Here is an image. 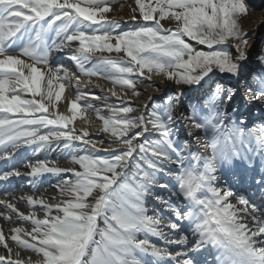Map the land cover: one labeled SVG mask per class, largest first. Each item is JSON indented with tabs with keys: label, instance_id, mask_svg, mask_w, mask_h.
Segmentation results:
<instances>
[{
	"label": "snow or ice",
	"instance_id": "6c2138e0",
	"mask_svg": "<svg viewBox=\"0 0 264 264\" xmlns=\"http://www.w3.org/2000/svg\"><path fill=\"white\" fill-rule=\"evenodd\" d=\"M113 2L0 0V161L61 152L25 164L26 213L0 200V217L21 225L0 228V264H198L191 253L201 264H264V121L249 127L238 108L233 119L238 90L220 83L243 81L246 101L264 105V50L261 71L248 72V0H134L139 22L127 30L109 15ZM53 52L74 70L53 65ZM94 78L111 87L83 91ZM154 78L180 91L136 107L124 99ZM205 84L182 110L184 89ZM90 112L107 140L91 136ZM181 121L202 151L180 138ZM257 168L261 195L239 191L231 177ZM46 177L57 196L36 194Z\"/></svg>",
	"mask_w": 264,
	"mask_h": 264
},
{
	"label": "bare ground",
	"instance_id": "6f19581e",
	"mask_svg": "<svg viewBox=\"0 0 264 264\" xmlns=\"http://www.w3.org/2000/svg\"><path fill=\"white\" fill-rule=\"evenodd\" d=\"M257 1L254 0L253 3L255 4V2H257ZM122 5H123V7H121ZM130 5L132 7L135 6L134 5V0H124L123 2H120V3L116 4L113 7L114 11L112 13H110L109 15L111 17L115 16V17L120 18L121 24L126 25V24H128L131 21L130 18L132 17L131 8L129 7ZM261 15L262 14H261L260 11H252V12H250L248 18L245 21L246 26H248L250 28H254L257 25V23L262 19ZM166 25L167 24H165V26ZM113 55H115V54H113ZM58 56H59V58H58ZM55 60H58L57 62L59 64L62 63L65 66H68V67L71 66L70 65V61L67 59V57L64 55V53H55V52H53L51 57H50V61H51V63L53 65L58 64L57 62H54ZM253 62L254 61L252 60L248 64V72L249 73H253L254 72L253 68L255 67L254 66L255 64L253 65ZM73 68H74V66H73ZM94 80L95 79H93V81ZM95 83H96V81H95ZM220 83L223 84V86L226 89L232 88V89L238 90V91L241 90V96L239 95V93L237 91V95L234 98V100L232 101L231 106L229 108V113H230V115H232L233 119H235L236 114L232 113L231 110L233 108H238L240 112L241 111L244 112L243 119H244V115L245 114H249V113H246V111L247 112H251L252 117L250 115H248L247 116V120H246L249 123V127H252L253 125H251V124H253L254 122L256 124H259L262 121H264V105L259 104V102H257V101H252L251 103L247 102L246 99H245V96L242 95V91H243L244 85L242 87H240V86L237 87V85L235 83H233L232 81H229V80H221ZM97 84L101 85V87H103L104 89H107L108 87H111L110 84H106L105 81H101V80H97ZM97 84H94V82H93V86H91V87H89L87 89H83V91L92 92V93H95L97 95H102L103 93L101 92V88L95 86ZM149 84H151L152 87H148L147 85H149ZM206 85L207 84H205L204 86L206 87ZM207 86H209V85H207ZM156 88H158L159 91L154 90ZM194 88H196V86ZM138 90L141 93V97L139 98L140 100L138 102L135 101V103H134L133 100H131V102L133 101V105L135 107L136 106H140V105H142L145 102H148V98L149 97H151L152 100H154V98L156 96L162 95V94H164L166 92H170V93H175L176 94V93H178L180 91V89H178L171 82L164 83L159 78H154L153 81H145V85L139 86ZM193 91L194 90H189L187 87L184 89V93L185 94L183 96L188 94V92L190 94L188 95L189 97L180 96L179 99L181 101L182 110H183V108L187 107L189 101H191L193 103H196L198 101V99L200 98V96L204 92V91L202 92V94L198 97V99H195L194 98L195 96L193 95L194 93L192 94ZM243 93H244V91H243ZM124 99L125 100H127V99L130 100V94H129L128 97H125ZM88 102L94 103V104H98L99 103V102L90 101V100ZM110 102L118 103V101L116 100L115 97H113ZM246 103H248V106H246ZM83 126L84 125L80 124V123L76 125L78 130L81 127H83ZM178 128H179V133H180V136H181L180 138L182 140H183V138L187 139V140L190 141L191 144H193V145H191L192 151H197V150L202 151L203 150L202 148H200V146H198V147L196 146V144H195V142H196L195 136H190L189 135L190 128H189V126L187 124H185L183 121H181L179 123V125H178ZM94 129H95V127L89 128V132H90L91 136L93 138H95V139H100L101 135L97 134ZM37 157H39L41 159H43L45 157H48V158H51V159H59V158H61V152L59 150H48V149H46V150H43L40 153L33 154L30 151H26L24 149H20V150H18V152H17V154H16L14 159L9 160V161H1V165H2L1 166V170L8 171V170H12L13 168L17 167L22 173L21 177L14 176V179H15V182L17 181V182H19V184L23 183L22 184L23 185V190L22 191H18V192L12 191V193H10L8 196L0 198V200H5V201H8V202L14 203L16 205V207L21 212H25L26 213L27 212V207H26V205L24 203L18 202L19 198L23 197V196H27V195L33 194V190L30 187L31 177H29V176L23 177L24 176L23 173H26L28 171V169L25 167V164H27L30 160L34 161ZM60 166L61 167L67 166V163L65 161H61ZM2 167H3V169H2ZM260 171L261 170L258 168V169H256L255 173L248 172V173H246V177L249 178L250 180H252L253 176H255V178H258L259 175H260ZM221 183H223V181H221ZM247 183H248L247 186H249V184L250 185L255 184L253 181H249ZM54 184H55V178L54 177H46V178H44L42 183L38 182L39 190H38V192L36 194L37 195H43L45 197L57 196L58 194H57L55 188L53 187ZM242 187H244L243 184H242ZM157 191H162V190L157 189ZM49 202H52V201L50 200ZM149 209L151 211V204L149 206ZM2 210H3V206H0V211H2ZM12 221H13L12 223H9V222L5 221L2 217H0V228H2L4 230L5 234H8V230L11 227L21 226L19 223H16L15 215L12 216ZM8 242H9L10 246H12V242L10 240ZM13 250L15 251V248ZM0 251H2V249H0ZM22 255H23V253H22Z\"/></svg>",
	"mask_w": 264,
	"mask_h": 264
},
{
	"label": "rangeland",
	"instance_id": "374dc122",
	"mask_svg": "<svg viewBox=\"0 0 264 264\" xmlns=\"http://www.w3.org/2000/svg\"><path fill=\"white\" fill-rule=\"evenodd\" d=\"M124 0H114V2H113V5H112V7H114L116 4H118V3H120V2H123ZM253 1L254 0H248V3H249V5H250V12H252V11H260L261 12V16H262V19L257 23V27L254 29V28H250V27H248V26H246V24H245V21H246V19L245 20H243L242 21V26L246 29V30H248L249 31V35H250V40L252 41V42H254V45H255V48H254V52H253V55H252V58H251V60H250V62L253 60L254 62H253V65L255 66L254 68H253V70H254V72L253 73H258V72H260L261 71V66L258 64V62L256 61V58H255V54L256 53H259V52H261L262 50H264V0H256L257 2H255V4L253 3ZM134 7V6H133ZM250 14V13H249ZM113 18H115V19H118V20H120V18H118V17H115V16H113ZM131 19V21L128 23V24H126V25H123L122 24V27L125 29V30H127V29H129V28H133V27H135L136 26V24H137V22H139V18L137 17V21H133L132 20V18H130ZM164 24H167V22H164ZM168 25H166V27H167ZM201 48L203 47V46H200ZM249 62V63H250ZM70 67H73V65H72V62L70 61ZM73 70H74V68H73ZM95 79V78H94ZM95 81H96V83H95ZM94 84H97V79H95L94 81ZM105 83L106 84H109L108 82H106L105 81ZM241 84H243L242 82H241ZM195 86H193V88H194ZM197 87V86H196ZM204 88V89H203ZM203 88H201L199 91H193L192 92V94L195 96L194 98L195 99H198V97L202 94V92L203 91H205L207 88H208V86L206 85V87L204 86ZM203 89V90H202ZM170 92H166V93H164V94H162V95H158V96H156L155 98H154V102H157V103H159V102H162V100L164 99V98H167L168 96H175V93H170ZM240 93H241V90H240ZM190 93L188 92V94H186L185 96H183V97H189L188 95H189ZM191 94V95H192ZM242 95L244 96V93H243V91H242ZM128 101H130L131 102V100H133L134 101V103H135V101L136 102H138L140 99L138 98H131L130 97V100L129 99H127ZM133 101L131 102V104H132V106L133 107H135L134 105H133ZM137 104V103H136ZM102 114H104V115H107V113L105 112V113H102ZM136 114H138V113H133L132 115H136ZM88 116H89V118L91 119V121H92V125H93V127H95V126H97V125H99V121H97L96 119H95V114L94 113H89L88 114ZM78 122V123H77ZM82 124L81 123V121H79V120H77L76 121V125L77 124ZM80 126V125H79ZM90 128H92V127H90ZM101 135V138L100 139H104V140H107L108 138L106 137V136H104V135H102V134H100ZM195 144H196V146L198 147L199 145L195 142ZM191 145H193V144H191ZM154 203H155V201H153ZM150 205V204H149ZM148 205V206H149Z\"/></svg>",
	"mask_w": 264,
	"mask_h": 264
}]
</instances>
